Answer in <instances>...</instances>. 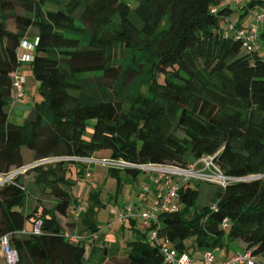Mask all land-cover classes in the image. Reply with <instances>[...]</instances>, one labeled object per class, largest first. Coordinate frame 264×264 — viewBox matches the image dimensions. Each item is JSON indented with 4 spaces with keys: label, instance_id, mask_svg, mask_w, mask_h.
Here are the masks:
<instances>
[{
    "label": "trees",
    "instance_id": "obj_1",
    "mask_svg": "<svg viewBox=\"0 0 264 264\" xmlns=\"http://www.w3.org/2000/svg\"><path fill=\"white\" fill-rule=\"evenodd\" d=\"M232 5L223 0H0V175L58 158L28 168L34 171L29 186L22 172L0 184V237L9 234L18 253L15 264H83L92 241L65 235H76L68 209L83 165L74 158L100 149H110L111 160L134 164L111 167L118 178L120 171L136 178L139 164L181 168L187 155L210 156L223 175L239 178L220 185L173 175L178 210L159 211L128 242L126 255L108 257L111 263L167 264L162 240L194 257L207 249L220 254L217 248L236 239L255 256L264 250V30L258 32V45L245 50L229 28L242 26L240 17L253 9H264V0ZM235 12L240 15L234 21ZM10 18L15 29L7 25ZM31 39V72L42 98L16 122L7 107L17 100L18 49ZM129 54V63L119 60ZM143 74L142 91L125 95L115 86ZM89 121L91 135L85 139ZM24 145L33 153L28 162ZM72 162L76 175L68 176ZM199 180L208 185L201 202ZM37 187L54 198L51 206L35 196ZM38 220L39 232L33 233ZM152 228L156 242L148 240Z\"/></svg>",
    "mask_w": 264,
    "mask_h": 264
},
{
    "label": "crops",
    "instance_id": "obj_2",
    "mask_svg": "<svg viewBox=\"0 0 264 264\" xmlns=\"http://www.w3.org/2000/svg\"><path fill=\"white\" fill-rule=\"evenodd\" d=\"M248 1L249 0H238V2L232 6L241 8L246 5ZM236 13L237 12H235L234 15ZM249 13L250 12H248V14ZM234 15L233 20L235 21L237 18H235ZM251 22L252 15H250L246 24H242L241 22V25L247 26ZM260 27V30H264V22ZM22 48V52H20L19 49V57L24 54H30L24 50V47H21V49ZM23 69L25 70L26 68L24 67ZM28 74L29 73H27L28 78L30 77L32 80L30 84L31 90L25 86L24 95L17 100H13L10 104V106L12 105L15 114L18 115L20 119L27 114L26 111L31 107V103L26 99L28 93L32 90L35 92L34 95H32L33 99L36 96V92H38L34 77L29 76ZM34 101L37 102L39 100H33V103H35ZM19 121L20 120L17 122ZM21 152L23 155V161L26 162V157H24L25 153L22 149ZM26 153L28 156L30 155L29 152ZM95 153L101 156H93ZM105 154H108V150L100 149L96 150L88 157L78 159L83 165V175H80L77 178L71 189L74 200L69 208V214L71 216L73 215L75 218L73 233H75L80 239L89 238L92 241L90 250L83 258V264H113L109 261V256L126 255L129 251L128 242L134 239L139 231L149 227V223H145L139 218L140 212L144 208L149 207L158 188H161V186L155 187L151 184L150 176H159L156 171L150 169H142L136 178H132L129 175L126 176L119 170L121 176L118 178L110 169L111 167H120L103 165V160L105 158H110V154ZM90 162L97 163V166L93 167L92 164H89ZM103 166L105 168H103ZM86 171L89 172L87 177L86 174L84 176V172L86 173ZM141 172L145 173L143 175V180H139V174ZM3 178V174L0 175V184L3 183ZM142 184L149 185V191H141ZM80 202H86L85 208L76 213L74 207ZM128 207H130V210H127ZM60 220L62 223L65 222L64 217H60ZM27 227L30 228L31 224ZM92 229L98 232L97 239L91 237ZM229 243L230 242H228L223 248H217V252H219L224 258L229 257L236 251L229 247ZM241 244V249H243L245 244ZM0 260L1 264H5L4 255L1 252Z\"/></svg>",
    "mask_w": 264,
    "mask_h": 264
},
{
    "label": "built area",
    "instance_id": "obj_3",
    "mask_svg": "<svg viewBox=\"0 0 264 264\" xmlns=\"http://www.w3.org/2000/svg\"><path fill=\"white\" fill-rule=\"evenodd\" d=\"M238 0H223L224 4L232 5L237 3ZM252 15V23L248 24L247 26H240L234 28L232 24L229 25V28L234 29L236 32V36L240 39L242 47L245 50H251L258 45V31L260 30V25L264 22V9L257 7L251 11ZM22 44L28 46L30 49H34V43L29 41H22ZM32 56L30 54H24L21 56V60H31ZM23 83L25 84V77L21 74H17L14 78V96L19 99L24 95L23 90ZM66 158V157H63ZM58 158H46L41 159L39 161H33L32 163L21 167L18 171L27 170L30 167H33L37 164L54 161ZM74 159H80V157H75ZM199 161L203 162L205 168L209 169V172L203 171L199 173H195L197 163ZM103 162L108 163L110 166H132L134 164L124 161V160H111L104 159ZM140 169H150L156 171L159 177L150 176L151 184L158 188V191L155 193L153 200L149 207L144 208L139 215V218L142 219L145 223H149L150 220L156 219L157 213L159 211H167V212H174L178 210L177 206V199L179 198L178 194V184L173 182L170 175H179L183 178L186 177H196L204 180H215L220 185H225L228 182L238 180L239 178L232 177V176H225L218 170V168L213 164L212 158L210 156L204 157L202 159L197 160L194 164H190L188 166L189 169L183 170L182 168L174 167L173 171L167 170L166 166L164 165H157V164H139L136 165ZM214 170V171H212ZM14 173L11 175H15ZM86 177L89 175V172L86 171ZM4 181V180H3ZM162 184L164 187H162ZM149 185L142 184L141 191L147 192L149 191ZM86 202H80L78 205L74 207L76 213L81 211L85 208ZM213 207V205H212ZM130 210V207L127 208ZM122 218V215H121ZM41 221L38 220L32 229L33 233L39 232V226ZM222 226L225 227L226 220L224 219L221 223ZM22 232H27L26 230H22ZM71 240H77L79 237L77 235H72L65 233ZM91 237L94 239L98 238V232L94 231L91 234ZM157 233L152 228L149 233V241L156 242ZM9 234H5L0 237V252L4 255L5 264H15L18 259L17 251L11 247L10 245ZM160 252L163 255V259L167 264H256L257 259L256 256L253 255L250 251L244 250H236L233 252L229 257H222L220 254H216V249L210 250H203L198 257L191 256L188 252L183 251L180 252L177 249L171 247L166 240H162L159 242Z\"/></svg>",
    "mask_w": 264,
    "mask_h": 264
},
{
    "label": "rangeland",
    "instance_id": "obj_4",
    "mask_svg": "<svg viewBox=\"0 0 264 264\" xmlns=\"http://www.w3.org/2000/svg\"><path fill=\"white\" fill-rule=\"evenodd\" d=\"M250 14V13H249ZM248 13H246L245 15H243L242 17H240L241 19L240 20H242L241 22H242V24H246L247 23V21L249 20V17H250V15H249ZM239 13H236L234 16H235V18H239ZM7 25H8V27L10 28V29H15V25H14V21H13V19H8L7 20ZM261 28V27H260ZM31 41H34L33 39H31ZM21 47H24V50L26 51V52H28V53H30V54H32L33 53V49H30L28 46H25V45H23L22 43H21V45H20V47H19V49H20V52H22L23 51V48L21 49ZM18 49V50H19ZM143 54H141V55H139L140 57L142 56ZM144 59V56H142V58L140 59L141 61ZM119 60H122L123 61V63H125V64H127V63H129L131 60H130V54L129 55H127L126 56V58H125V56H123V57H120L119 58ZM26 68L25 70L23 69V68ZM18 72H19V74H21V75H23L24 77H26L27 76V73H29L28 75L29 76H32L33 75V73L31 72V62L29 61V60H27V61H21L20 60V63H19V66H18ZM31 73V74H30ZM32 77H34V79H35V76L33 75ZM27 79V80H26ZM26 82H25V84L23 83V88H24V90H25V86H26V88L28 87L29 88V90H31V87H30V84H31V79H30V77L28 78V76L26 77ZM145 79H146V75L145 74H143L142 76H140V77H137V78H135L133 81H130V82H128L126 85H121L120 83H116L115 84V86H116V88L117 89H119V90H121V91H123V93H125V95L126 94H134V93H136V92H139V91H142L143 90V88H144V86H143V83H144V81H145ZM35 81H36V85H37V80L35 79ZM38 91V90H37ZM34 91L32 90L31 92H29L28 93V95H27V97H26V99H27V101H29L30 103H31V105L33 104V100H40L42 97H41V95H40V93L39 92H36V96L32 99V95H34ZM27 94V93H26ZM35 102V101H34ZM9 108V109H8ZM7 109H8V111H9V118L11 119V120H14V121H18V120H20L19 122H23V120L25 119V117H26V115H24V117L22 118V119H20V117L18 116V115H16L15 114V111H14V109H13V107H12V105L10 106H8L7 107ZM30 109V108H29ZM29 109L26 111L27 113L29 112ZM91 122L89 121L87 124H86V126H85V129H84V131H83V137L85 138V139H88V138H90V135H91ZM23 151H24V153H25V156L24 157H26V162H28V161H30L31 159H32V155H33V153H32V151H31V149H29L26 145H24V146H22V148H21ZM106 150H108V154H105V155H109L110 154V149H106ZM26 152H29L30 153V155L28 156V154L26 153ZM93 156H95V157H99V156H101V155H99V154H94ZM105 159H109V158H105ZM77 160V159H76ZM80 161V160H79ZM186 165H184V167H181L183 170H185V169H189L188 168V165H192V164H194L197 160L195 159V158H193V157H191L190 155H187L186 156ZM84 163H87V162H84ZM89 164H92V166L94 167V166H97V163H94V162H90ZM103 165H108V166H110L108 163H106V162H103ZM69 169H67V171H66V173H67V175L68 176H74V175H76V163H70L69 165ZM93 167H91V168H93ZM172 166H170V165H166V169L167 170H170V171H173L174 170V167L173 168H171ZM103 168H105L104 166H103ZM20 168H12L11 170H10V172L8 173V174H6V175H3V179H5L6 178V180H4V181H7V180H9L10 178V176L12 175V174H14V173H17V174H19L20 172H22V180L24 181V183L27 185V186H29L30 185V183L32 182V179H33V176H34V171H31V170H28V171H26V170H24V171H18ZM194 169H196V171H195V173H199V172H203V171H207V172H209V169H207V168H205V166H204V164H203V162H201V161H199V163H197V166H195V168ZM212 171H214V170H212ZM145 173L144 172H141L140 174H139V180H143L144 179V177H143V175H144ZM10 175V176H9ZM14 176V175H13ZM171 176V178H173V176L172 175H170ZM179 176V175H178ZM195 179H197V178H195ZM199 179V178H198ZM199 181H201V180H199ZM206 189H208V185H206L204 182H202L201 181V183H200V196H199V198H198V202H201L202 200H203V195H204V191L206 190ZM36 193V194H35ZM34 194H35V196H39V200H40V202L42 201L43 203L42 204H44L45 206H51L52 205V203H53V201H54V198L50 195V194H48L47 192H43V191H41V189H40V187H37V188H35V192H34ZM32 196H33V194H30V202L32 201ZM70 208V207H69ZM68 212H69V209H68ZM62 218L64 217V216H61ZM66 217H64V221L66 222ZM30 224H31V221L29 220V221H27L26 222V226H30ZM141 224V223H140ZM241 243H243L240 239H236L235 241H230V243H229V247L232 249V250H237V249H241L242 248V244ZM256 259H257V262H256V264H264V250L262 251V252H260L259 254H257L256 255ZM0 262H1V260H0ZM1 264V263H0Z\"/></svg>",
    "mask_w": 264,
    "mask_h": 264
},
{
    "label": "clouds",
    "instance_id": "obj_5",
    "mask_svg": "<svg viewBox=\"0 0 264 264\" xmlns=\"http://www.w3.org/2000/svg\"><path fill=\"white\" fill-rule=\"evenodd\" d=\"M30 42V41H29ZM19 60H21V57H19ZM80 158H82V157H80ZM120 168H122V167H120ZM10 176V175H9ZM10 179L12 178L11 176L9 177ZM9 179V180H10ZM4 180H6V178L4 179ZM4 182V181H3ZM2 184V183H1Z\"/></svg>",
    "mask_w": 264,
    "mask_h": 264
}]
</instances>
